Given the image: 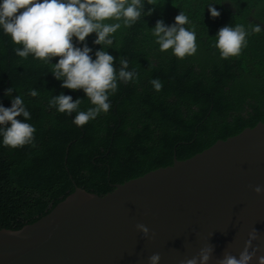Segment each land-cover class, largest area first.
<instances>
[{
  "label": "trees",
  "instance_id": "1",
  "mask_svg": "<svg viewBox=\"0 0 264 264\" xmlns=\"http://www.w3.org/2000/svg\"><path fill=\"white\" fill-rule=\"evenodd\" d=\"M209 5L219 17L210 16ZM149 9L151 16L122 26L105 49L117 69L119 58H126L138 79L118 82L110 110L83 126L73 123L76 113L49 107L50 98L61 93L81 99V111L92 107L82 90L63 89L53 77L59 58L46 64L31 54L18 57L14 49L21 46L0 28V106L10 108L21 96L31 114L27 122L36 129L34 144L20 148L4 146L0 137V230L36 222L75 188L102 196L115 184L171 165L174 157L186 160L264 123V0H145L143 11ZM180 11L197 44L196 53L183 59L171 49L161 52L150 31L158 20L173 25ZM236 24L249 33L247 46L239 56L221 59L216 34ZM249 25L262 31L253 33ZM95 39L93 33L84 42L93 60L101 48ZM73 44L83 47L75 38ZM153 79L163 84L159 92ZM10 87L11 96H5ZM30 90L38 95L30 96Z\"/></svg>",
  "mask_w": 264,
  "mask_h": 264
},
{
  "label": "water",
  "instance_id": "2",
  "mask_svg": "<svg viewBox=\"0 0 264 264\" xmlns=\"http://www.w3.org/2000/svg\"><path fill=\"white\" fill-rule=\"evenodd\" d=\"M252 229L264 256L262 122L102 196L75 188L36 222L0 230V264H149L157 253L158 264H185L205 245L217 264L225 252L238 257Z\"/></svg>",
  "mask_w": 264,
  "mask_h": 264
},
{
  "label": "clouds",
  "instance_id": "3",
  "mask_svg": "<svg viewBox=\"0 0 264 264\" xmlns=\"http://www.w3.org/2000/svg\"><path fill=\"white\" fill-rule=\"evenodd\" d=\"M144 4L145 0H2L0 28L10 36L14 45L21 46L14 49L18 57L27 59L31 54L46 64L53 58H59L55 65L51 64L53 77L62 81L63 89L82 90L92 107L81 111L82 100L73 101L71 96L63 93L52 96L49 107L56 108L59 113H76L73 123L83 126L110 110L109 97L116 93L118 82L127 84L138 79V72L136 69L129 70L126 58H119L117 69L114 57L105 49L112 47L113 34L122 26L131 27L143 16L152 15V9L143 11ZM208 12L212 18L220 15L212 5L208 6ZM188 23V16L183 11L174 18L173 25L166 26L158 20L150 31L159 50L167 52L171 49L178 59L194 55L197 51L196 34L184 27ZM249 27L253 33L262 31L259 25ZM93 33L96 34L94 44L101 46L94 60L90 55L92 50L84 43ZM248 34L242 24L221 28L215 37L220 58L239 56L247 46ZM73 38L83 47L74 46ZM150 83L157 92L163 87L159 79H153ZM12 92L13 88H8L5 96H11ZM29 95L36 97L38 92L30 90ZM30 119L31 114L19 95L11 100L10 108L0 106V137L3 145L15 149L34 144L36 129L27 122ZM253 191L260 195L262 188L256 186ZM136 230L145 238L149 236V229L143 224H137ZM257 236V231L252 229L239 256L225 252L217 264H250L254 257L257 264H264V256L257 257V249L252 247ZM212 255V246L205 245L185 264H208ZM160 258L158 253L153 254L149 257V264H158Z\"/></svg>",
  "mask_w": 264,
  "mask_h": 264
}]
</instances>
